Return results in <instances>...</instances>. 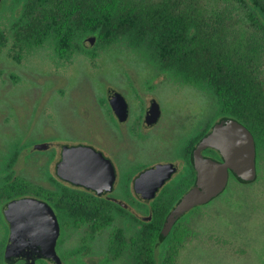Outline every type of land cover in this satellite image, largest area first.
<instances>
[{"label":"flooded vegetation","instance_id":"obj_1","mask_svg":"<svg viewBox=\"0 0 264 264\" xmlns=\"http://www.w3.org/2000/svg\"><path fill=\"white\" fill-rule=\"evenodd\" d=\"M139 69L153 74L150 83L147 80L139 82L134 72H127L130 80L127 88L109 84L104 97L95 100L91 112L93 116L90 117V112L85 110L83 112L88 115L85 119L82 112L83 122H86L84 137L59 141V170L64 177L52 178L46 184L26 180L38 188L0 201V264H29L26 258L10 262L5 257L12 229L3 208L11 201L25 200L48 219L51 238H54L53 250L49 251L51 258L38 257L33 264L151 263L145 259V250L150 252L154 264H177L194 235L191 228L193 216L221 197L230 185L250 186L255 183V180L241 183L228 170L227 184L221 194L186 211L167 232L163 231L171 211L195 184L194 151L199 142L212 131L215 123L223 118H233L215 117L209 121L205 114L191 115L188 107L185 114L164 115L154 92L161 74L157 68ZM171 84L178 88L193 87L176 82ZM111 90L124 98L126 116H119L111 107L108 99ZM197 90L201 98L206 99V94ZM153 105L158 107L159 115L154 123H150L146 120V113ZM78 145L100 152L112 167V170L109 167L105 177L94 180L90 187L68 179L73 178L72 171H66L61 166L63 147ZM200 154L217 162L223 161L220 153L210 147L200 150ZM159 164L173 169L170 178L153 195H140L137 177ZM9 183L13 185L16 182L9 180ZM35 223L44 222L40 217ZM30 230L34 232L36 228ZM26 231L27 242L22 245L31 249L41 248L42 244L36 243L38 238H32L29 228ZM43 246L49 247L47 243Z\"/></svg>","mask_w":264,"mask_h":264},{"label":"trees","instance_id":"obj_2","mask_svg":"<svg viewBox=\"0 0 264 264\" xmlns=\"http://www.w3.org/2000/svg\"><path fill=\"white\" fill-rule=\"evenodd\" d=\"M212 1L4 0L10 16L0 46L9 37L18 48L50 44L63 59L89 50L82 44L89 37L93 48L127 46L167 81L203 91L216 117H231L252 133L256 182L264 161V0H221L227 9L216 12ZM16 155L0 176V201L38 188L14 174ZM145 259L154 264L147 250Z\"/></svg>","mask_w":264,"mask_h":264},{"label":"rangeland","instance_id":"obj_3","mask_svg":"<svg viewBox=\"0 0 264 264\" xmlns=\"http://www.w3.org/2000/svg\"><path fill=\"white\" fill-rule=\"evenodd\" d=\"M212 2L215 12L227 9L221 0ZM2 3L0 29L5 31L10 11ZM230 14L232 22L236 15ZM8 39L0 46V176L17 152L15 175L40 184L56 178L59 141L84 137L82 112L93 116L92 106L104 97L108 85L127 88V72H134L139 82L153 78L149 70L139 69L152 67L121 44L93 48L89 37L85 45L89 50L63 59L50 44L18 48ZM157 81L154 92L164 115L185 114L188 107L191 115L205 114L209 121L216 117L212 102L201 98L197 89L178 88L163 75ZM42 143L49 147L34 149ZM221 195L193 216L194 235L177 264H264V161L255 183L232 184Z\"/></svg>","mask_w":264,"mask_h":264},{"label":"water","instance_id":"obj_4","mask_svg":"<svg viewBox=\"0 0 264 264\" xmlns=\"http://www.w3.org/2000/svg\"><path fill=\"white\" fill-rule=\"evenodd\" d=\"M92 40H94L93 37ZM86 42L87 40L84 41V45ZM108 99L116 114L121 117L126 116L127 106L119 93L114 90L109 91ZM158 115L159 109L153 105L146 113V120L154 123ZM48 147L47 143H42L35 145L34 149L43 151ZM207 147L217 150L223 161L217 162L202 157L200 150ZM63 148L61 166L66 171H72L73 178L68 179L74 183L90 187L94 180L107 175L109 167L112 170L110 162L92 147L78 145L64 146ZM194 167L197 172L195 184L171 211L163 226L165 232L183 213L196 205L206 204L221 194L227 184L228 170L241 183L246 184L255 180L256 150L252 134L236 120L221 119L215 123L212 131L202 138L195 149ZM59 168L58 159L55 163V175L57 178L59 176L64 177L60 174ZM172 173V168L160 164L146 169L137 177L138 193L145 197L153 195V192L170 178ZM30 204L25 200H15L7 203L3 208L4 215L12 229L10 242L5 253L6 259L10 262L18 258H26L29 264H33L35 258H51L49 251L53 250L54 238H51L52 232H50L48 219L45 215L37 213L34 210L35 207L32 208ZM40 217L44 223L36 224V219ZM27 228H29L28 232L32 234V238L34 236L38 238L36 243H41V248L33 247L31 249L22 245L27 242L25 238ZM30 228H36V230L32 232ZM46 243L49 247L43 246ZM29 255L31 256L28 257Z\"/></svg>","mask_w":264,"mask_h":264}]
</instances>
